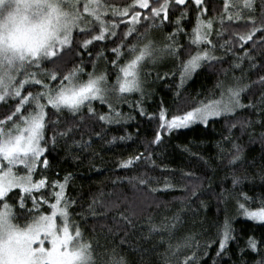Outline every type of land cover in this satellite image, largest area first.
Returning <instances> with one entry per match:
<instances>
[{"label": "snow or ice", "instance_id": "1", "mask_svg": "<svg viewBox=\"0 0 264 264\" xmlns=\"http://www.w3.org/2000/svg\"><path fill=\"white\" fill-rule=\"evenodd\" d=\"M168 27L171 32H165ZM163 61L172 63L161 75L157 69ZM204 67L219 75L203 99L186 96L174 111L161 100L157 110H148L152 71L155 80L179 75V99L180 89ZM250 73L257 79L250 80ZM134 114L155 129L144 152L119 162L129 171L152 160L165 133L170 137L223 120L215 157L216 168L225 173L219 192L207 174L182 173L188 181L182 207L159 223L154 212L161 204L152 194L176 187L167 178L162 187H152L147 173L124 177L143 193L138 202L122 195L119 176L109 191L101 187L87 197L72 195L74 174L54 172L51 154L63 150L79 166L96 155L89 151L95 144L132 140L127 126ZM256 125L264 127V0H0V264H150L149 252L162 264H203L214 244L213 264H218L229 243L238 241L237 216L264 225V193L243 191L246 170L257 161L247 159L241 137L233 132L239 128L243 135ZM114 129L123 134L107 139ZM248 135L249 144L257 142ZM259 143L264 180V132ZM229 176L231 188L224 184ZM204 194L225 205L223 224L203 244L201 232L176 238L189 213L195 228L198 209L206 207ZM233 201L235 215L228 212ZM137 232L150 248L132 245ZM125 245L139 253L138 262L122 254ZM161 245H166L163 252ZM249 251L259 257L253 264H264V238L248 237L239 248L242 264Z\"/></svg>", "mask_w": 264, "mask_h": 264}, {"label": "trees", "instance_id": "2", "mask_svg": "<svg viewBox=\"0 0 264 264\" xmlns=\"http://www.w3.org/2000/svg\"><path fill=\"white\" fill-rule=\"evenodd\" d=\"M191 25L188 26L190 31ZM172 28L168 27L165 32H171ZM181 44H187V38H180ZM107 54V53H106ZM218 55L220 53H217ZM171 61L168 62L167 67H161L159 72L163 75L164 72L168 71L171 67ZM223 68H229V63L226 62L222 65ZM89 66L86 71H91ZM219 72L214 71L207 67H204L197 71L196 74L180 89L182 96L178 99L176 96L177 87L179 83V75L175 78H165L163 80H155L156 72H152L148 77V91L151 92V97L146 100V107L149 111L157 110V105L163 100L166 107L170 111H174L176 105L181 103L182 99L186 96L191 95L196 99H203L204 95L209 89H213ZM231 75V74H230ZM236 76H240V71L235 72ZM223 79L222 76H220ZM250 80H256L255 74H249ZM114 79V77H113ZM249 82V81H244ZM200 94L197 96V94ZM133 99L139 98L138 94H133ZM244 102L247 103V97ZM123 112L129 111L128 105L124 104L121 106ZM106 111V107L104 108ZM245 114H247L245 112ZM136 119L130 121L127 126V131L132 134V140L126 142L117 141L115 144L98 143L93 145L90 149V153H96V155H90L89 158L82 164H77L71 159H66V153L63 150L55 151L51 154L50 160L54 165L53 171L59 172L60 177L66 172L74 174L69 192L72 195L83 194L85 197L89 192H95L98 188L103 187L105 191H109L113 188L111 183L117 176L121 177L120 189L123 196L127 197L129 201H137L142 198L143 193L137 188H133L124 177L147 173V175L153 178L152 187H162L164 180L170 179L175 188L168 191H159L154 194L161 207L155 210V221L159 223L161 218L164 216L171 217L178 209L182 207L181 201L185 197V185L188 184L187 180L181 179L182 173H192L194 177H201L207 174L213 180L212 188L216 192H219L220 179L224 177V171L216 168L215 157L217 155L216 142L221 139V133L224 131V122L221 120L216 124H209L207 127L196 124L188 129H182L174 132L170 137L167 133L165 136V143L159 148L154 149V155L150 161L139 162L138 167L133 168L131 171L120 169L118 164L120 161L127 159L130 156H135L138 153L144 152V144L146 141L151 140L154 135V124H149L146 121H141V117L138 114ZM252 119H256L255 116ZM139 130V135H137ZM235 136H240L239 143L245 145V154L248 160L255 159L257 164L255 167H249L246 170L248 179L243 184V191L249 196H256L259 193H264V180L261 179L262 171V153L261 146L259 143V136L261 132H264V127L256 125L254 128H249L243 135L239 128L233 130ZM249 133H253L257 138V142L249 144ZM122 135V131L113 130L108 135L107 139H111V135ZM200 157L204 159L201 160ZM152 161L155 163L153 164ZM204 161H209L206 165ZM166 169V170H165ZM244 174V173H239ZM225 187L231 188V177L224 181ZM208 183L205 179L202 190L207 191ZM240 189H237L239 191ZM201 200L204 201L206 207H200L198 209L199 214L195 217L197 224L195 228L192 227V217L189 213L186 220L187 223L177 233L176 238H180L187 234L189 231L201 232L202 234L198 237L201 243L210 237H214L217 232L216 225H222L225 218V205L218 203L215 196L208 194L201 195ZM198 204V202H197ZM193 207H197L196 204ZM253 208L257 205H252ZM228 212L231 215H235L233 210ZM203 223V230L200 227V223ZM143 223V222H142ZM147 225H143V232H147ZM236 229V235L238 241L230 242L228 255L218 259V264H242V258L239 254V248L245 246V241L249 236H255L257 240L264 238V225L259 222L249 221L246 218L237 216L234 222ZM206 230V231H205ZM140 232H137L131 237L132 245H143L145 248H150L148 243H145L140 239ZM159 240V236L153 237V242ZM175 239L173 243H175ZM166 245H161L158 251L163 252ZM218 244L212 245L209 249V254L203 258V264H213V260H216V249ZM203 249H201V252ZM122 254H126L130 261H139V253L129 251L128 245L123 246ZM259 257L256 253L249 251L243 260L247 261V264H253ZM147 261L150 264H162V260L156 255L149 252Z\"/></svg>", "mask_w": 264, "mask_h": 264}, {"label": "rangeland", "instance_id": "3", "mask_svg": "<svg viewBox=\"0 0 264 264\" xmlns=\"http://www.w3.org/2000/svg\"><path fill=\"white\" fill-rule=\"evenodd\" d=\"M156 35H157V38H158V39H162V34H156ZM168 62H169V61H163V62H161V64L159 65V67H158L157 70L159 71L161 67H162V68H163V67H167ZM163 69H164V68H163ZM152 72H156V71H152ZM152 72H151V73H152ZM192 77H193V76H192ZM189 80H190V79H189ZM189 80H188V81H189ZM188 81H187V82H188ZM187 82H186V83H187ZM186 83H185V84H186ZM234 203H235V202L233 201V202L230 203L229 206H228V207H230L231 210H233V212H231V213H235ZM230 209H229V210H230ZM231 210H230V211H231ZM243 218H244V217H243ZM255 222H257V221H255Z\"/></svg>", "mask_w": 264, "mask_h": 264}]
</instances>
